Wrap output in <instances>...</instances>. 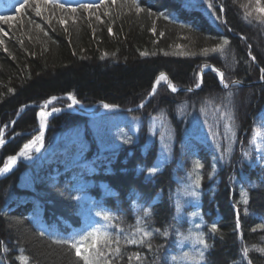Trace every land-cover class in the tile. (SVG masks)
I'll return each mask as SVG.
<instances>
[{"label":"trees","instance_id":"trees-1","mask_svg":"<svg viewBox=\"0 0 264 264\" xmlns=\"http://www.w3.org/2000/svg\"><path fill=\"white\" fill-rule=\"evenodd\" d=\"M137 2L155 15H137L124 0H107L91 14L41 0L38 16L34 4L0 0V167L38 133V112L53 96L132 108L161 73L172 86L193 89L205 65L221 69L229 84L223 88L217 73L207 70L196 91L174 93L161 81L139 110L55 116L39 158L0 179V264H83L52 239L102 224L95 215L102 210L115 217L108 230L113 239L119 236L121 252L116 255L115 243L111 253L101 246L105 256L98 264H196L183 256L201 250L197 234L208 244L204 264H264V157L252 143L264 127V23L256 0ZM246 11L252 13L247 19ZM224 39L229 44L222 51L203 54ZM66 104L60 99L53 106ZM197 160L202 180L194 188ZM137 228L151 237L127 243L140 241Z\"/></svg>","mask_w":264,"mask_h":264},{"label":"snow or ice","instance_id":"snow-or-ice-1","mask_svg":"<svg viewBox=\"0 0 264 264\" xmlns=\"http://www.w3.org/2000/svg\"><path fill=\"white\" fill-rule=\"evenodd\" d=\"M112 4H116L117 0H111ZM207 2V0H206ZM43 3L45 5H53L56 8H59L61 10H68L71 13H76L77 9H81L84 11H89L91 14V10L92 9H98L101 7V5L107 4V0H97V2L92 3V2H86V3H80L77 4L76 6H72L69 4H65L63 2V0H43ZM125 5L129 6L130 9H134L135 13L137 15H139L141 12H146L149 16L155 15L154 13L151 12L150 9H145L143 7L140 6V4L137 2V0H124ZM261 0H256V11L258 13H261V16H258L257 19H260L262 23H264V7L260 6ZM29 4H34L35 5V12L36 15H41V8H40V4H41V0H22V4L21 7H26ZM207 7L211 10L215 8V5L211 2L207 3ZM219 11L221 13H223L224 9L221 6ZM217 20H220L221 17L217 16L215 11H212L211 13ZM164 15V19H171V17L167 14H163ZM252 13L251 12H247L245 13V19H247L249 16H251ZM3 19V18H0ZM97 20L100 19L99 16L96 17ZM61 23H64L63 20L60 21ZM4 23H8L7 19H4ZM37 27H40L39 25H37ZM67 30V29H65ZM0 31H3V29H0ZM109 33H112V29L111 27L108 28ZM153 33H155V28L153 27L152 29ZM45 35H47V33H45ZM161 35H163V33H161ZM229 41L227 39L223 40V44L217 45L216 47H213L211 49L208 48H204L203 49V54L204 55H208L209 52L212 53H216L218 51H222L223 50V46L224 45H228ZM251 47V46H249ZM5 51H7V49H5ZM106 55V54H105ZM141 55H147V53H141ZM249 55L251 56V52H249ZM252 59L255 60L256 57L252 56ZM205 67H207V65H205ZM212 71H215L217 73V76L220 80V83L223 85L224 88H228L229 84L225 82V73L220 71L219 69L213 67L211 69ZM260 79L264 80V68L260 69ZM161 81H168V77L165 76L163 73L160 74V76L157 78L155 84L153 85V89L152 92L149 93V95H154L155 91H156V85L160 84ZM202 76L198 78V82H197V87L200 86V84L202 83ZM240 81L239 80H233L232 81V85H239ZM169 86L171 88L172 92H176L177 89L175 86H172L171 83L169 82ZM69 99L73 101V104L78 103V101H76L75 97L73 96H69ZM48 103H51V101H48ZM73 104H69L67 107L68 108H72ZM103 107L105 109H112L113 107H115L114 105H109V104H104ZM139 107H144V104L141 103L139 105ZM62 109L59 108H53L52 111L53 112H59ZM40 115V119H41V123H40V129H39V134L37 136H35L33 138L32 141H30L29 143H26L23 148L16 154L13 156H9L7 157V160L4 164L3 167H0V175L8 172L14 165L15 163L19 160V159H33V152H39L40 151V147L43 146V138H44V128L46 127V116L48 115L47 113H45L44 111H41ZM229 120H232V117H229ZM225 128L228 129L229 131L231 130V125L230 124H226ZM213 135H216L215 133H213ZM232 136H235V133H232ZM125 143H130V140H125ZM3 143L2 138H0V144ZM253 144L256 143L255 138L252 141ZM230 152V149L228 150ZM247 155V153L245 154ZM159 167V163L155 164L153 167H151L150 169H148V174L149 175H153L156 171L157 168ZM203 168V164L197 160L194 164V170L196 171V175H195V180L193 182V187L194 188H199L201 185V180L202 177L198 174L199 170ZM143 171V169H142ZM189 175H192V173H189ZM252 187H255V185H252ZM189 195L192 196H196L198 193L196 191H192L190 193H188ZM242 197H243V203L245 205H247L249 203L248 200V193L246 191L242 190ZM246 211V209H245ZM95 215L97 217H99L103 223L102 224H96L93 225L91 227L90 230H85L81 233H75L67 238H54L52 239V243L54 244H58V245H66L68 248L74 250L75 252V256L77 258H79L80 261L83 262V264H98V261L101 257L105 256V251L102 250L103 248H108V252L111 253L113 251V249H111L110 247H108L109 245L115 243L116 247L114 249V252L116 253L117 256H119L121 249L119 246V236H117L115 239H113V236L111 234V232H109V228L112 226V222L115 219L114 215L109 212V211H97L95 213ZM144 217H148L150 215V211L149 210H145L143 213ZM195 215V214H194ZM18 223V221H17ZM141 221L138 220L137 224H140ZM237 228L240 227L239 224V213H237ZM199 227V226H197ZM217 230V225L213 224L212 225V231H216ZM136 232H141L142 236L140 241H137L136 239H129L127 240V243L129 244H136V243H143L144 238H148L151 237L152 233L150 231H147L145 229L142 228H137ZM46 233L44 231H41L39 233V235L42 237L44 236ZM165 236L168 235L167 232L164 233ZM189 237L185 236L183 237V239H188ZM196 242L202 246L201 250L199 252H197L194 256H190L188 253H185L183 258L185 259H192L194 261H196V264H204L205 261V250L208 248V244L205 241V239L203 238L202 234H197L196 236ZM147 247L149 249L152 248V245L149 243L147 245ZM248 249L245 248L244 249V253L245 255L247 254ZM264 251V250H262ZM131 259V257L129 258ZM136 259L139 260L140 256L139 254L136 255ZM173 260H176V257H172ZM108 264H110V262H108Z\"/></svg>","mask_w":264,"mask_h":264},{"label":"rangeland","instance_id":"rangeland-1","mask_svg":"<svg viewBox=\"0 0 264 264\" xmlns=\"http://www.w3.org/2000/svg\"><path fill=\"white\" fill-rule=\"evenodd\" d=\"M50 101L53 102L54 99ZM48 105L49 103H46L41 111H47ZM51 105H53V103ZM254 138L256 140V143L254 144L256 151L258 152L259 156L264 157V127L256 131Z\"/></svg>","mask_w":264,"mask_h":264},{"label":"bare ground","instance_id":"bare-ground-1","mask_svg":"<svg viewBox=\"0 0 264 264\" xmlns=\"http://www.w3.org/2000/svg\"><path fill=\"white\" fill-rule=\"evenodd\" d=\"M56 96H53V97H51V98H55ZM50 99V98H49ZM45 113H47L48 115L46 116V120H45V123H46V126H47V123H48V121H49V119H50V117H51V114H49L48 113V111H44ZM39 113V112H38ZM39 118H40V115H39ZM39 122L41 123V119L39 120ZM46 128V127H45ZM45 128H44V131H45ZM39 134V133H38ZM37 134V135H38ZM36 135V136H37ZM32 141V140H31ZM40 149H41V147H40ZM37 152H33L32 153V155L34 156L35 154H36ZM21 160H25V161H29V159H21ZM16 164V163H15Z\"/></svg>","mask_w":264,"mask_h":264},{"label":"water","instance_id":"water-1","mask_svg":"<svg viewBox=\"0 0 264 264\" xmlns=\"http://www.w3.org/2000/svg\"><path fill=\"white\" fill-rule=\"evenodd\" d=\"M181 90H182V89H181ZM150 97H151V96H149V97L147 98V100H148ZM138 108H140V107H139V106L136 107V109H138ZM106 110H108V109H106ZM119 110H121V108H119ZM53 113H54V112H53ZM16 167H17V165H15L13 168H11L8 172H6V173L0 175V178H1V177H4L5 175H7V174H9L10 172H12Z\"/></svg>","mask_w":264,"mask_h":264}]
</instances>
